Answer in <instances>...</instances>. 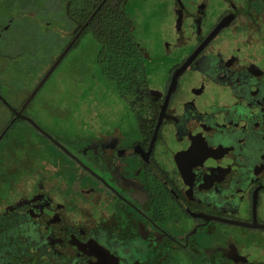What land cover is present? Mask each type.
Wrapping results in <instances>:
<instances>
[{"label": "flooded vegetation", "instance_id": "1", "mask_svg": "<svg viewBox=\"0 0 264 264\" xmlns=\"http://www.w3.org/2000/svg\"><path fill=\"white\" fill-rule=\"evenodd\" d=\"M104 11L141 75L112 84L95 50L105 100L44 93L69 60L86 78ZM77 34L21 112L66 151L0 101V264H264V0H0L16 112Z\"/></svg>", "mask_w": 264, "mask_h": 264}, {"label": "trees", "instance_id": "2", "mask_svg": "<svg viewBox=\"0 0 264 264\" xmlns=\"http://www.w3.org/2000/svg\"><path fill=\"white\" fill-rule=\"evenodd\" d=\"M93 9L94 7L92 4V6H89L88 8L89 15H91ZM104 13V16H102L99 22L97 21V18L92 20L94 30L93 38L96 42L95 50H97V52L103 53L100 55V61H108L102 76L105 75L112 84H118L122 81L128 80L133 73L136 75H141V71L136 70L140 64L137 63V65H135L134 72L131 70L132 64L129 65L128 60L131 45L129 42V35L124 31L125 26L122 18L116 19L118 17H115V15L109 11H104ZM101 24H103L102 27L104 30L98 31V28H101ZM102 36L105 37L102 38ZM99 66H101L100 63ZM94 77V80L96 81L99 79V75L96 76V71ZM71 104L74 105L73 108H76V102L72 101ZM41 123L44 124L45 121H41ZM45 128L49 129V126L45 124Z\"/></svg>", "mask_w": 264, "mask_h": 264}, {"label": "rangeland", "instance_id": "3", "mask_svg": "<svg viewBox=\"0 0 264 264\" xmlns=\"http://www.w3.org/2000/svg\"><path fill=\"white\" fill-rule=\"evenodd\" d=\"M153 7H155L154 3H152V5L146 6L149 14L152 11ZM146 15L148 16L147 13ZM136 24H137V31L135 32V35L137 36V38H139V36L143 33L142 30L148 24V18L146 20L140 19L139 21L136 22ZM84 40L85 39H83L84 47L82 48L84 54L87 57V67L85 71L86 78L84 77V80L82 79L80 74H78V72L75 71V67L70 66L71 63L69 64L70 62L69 60L67 61V63L64 62L61 65L59 69L60 71L58 74V78L56 80L53 79L54 85L53 86L51 85V87L47 86V88L44 90V93L46 92V94H48L49 92L56 91V93L58 94V95L56 94V98L58 99L59 102H61V100H64L61 98L64 95H67L69 97L75 96L77 98L78 103L80 104L79 108L83 107L82 103L83 104L89 103L91 99L93 100L99 98L101 102L106 99L104 95V91L102 89L103 86L97 84L98 81L94 80L95 69H94L93 61L91 60H94V51L96 49V42L91 36H88L87 39L85 41ZM81 55H82L81 50L79 51L75 50L72 53V56L76 59H80ZM110 94H111V101H113V99L115 98L114 95H112L113 92L110 91ZM76 108L78 107L76 106Z\"/></svg>", "mask_w": 264, "mask_h": 264}, {"label": "water", "instance_id": "4", "mask_svg": "<svg viewBox=\"0 0 264 264\" xmlns=\"http://www.w3.org/2000/svg\"><path fill=\"white\" fill-rule=\"evenodd\" d=\"M80 34H77L72 41L67 45V47L63 50V52L60 54V56L56 59V61L53 63L51 68L48 70V72L43 76L41 81L38 83L36 88L30 93L29 97L27 98L26 102L22 106V109L18 112H16L7 102L6 100L0 95V101L8 107L12 112L15 113L17 118L22 119L24 122L30 124L34 129H36L42 136H44L47 140H49L51 143H53L56 147L61 148L62 150L66 151L58 142H56L48 133H46L40 126H38L31 118L27 116H23L21 112L24 110V108L27 106V104L34 98V96L38 93V91L42 88L44 83L47 81L49 76L53 73V71L57 68V66L60 64L62 59L66 56L68 51L73 47L75 42L77 41L78 37ZM9 127L6 128L5 131H3L2 135L0 136L1 138L6 134L7 130Z\"/></svg>", "mask_w": 264, "mask_h": 264}]
</instances>
